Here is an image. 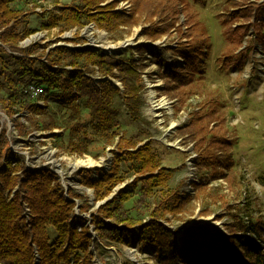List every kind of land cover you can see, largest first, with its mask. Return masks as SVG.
<instances>
[{"label": "trees", "instance_id": "trees-1", "mask_svg": "<svg viewBox=\"0 0 264 264\" xmlns=\"http://www.w3.org/2000/svg\"><path fill=\"white\" fill-rule=\"evenodd\" d=\"M44 1L55 5L39 13L34 10L38 6L34 0H0V94L7 93L5 100L0 97V106L9 118L28 111L33 116L30 123L33 130L50 132L55 121L30 96L31 88L41 87L46 101H56L72 112L70 136L81 133L83 126L78 120L85 111L94 137L114 148L107 171L95 170L98 174L95 179L92 170L81 172V185L93 191L96 202H102L91 217L97 237L104 242L111 239L122 243L132 237L131 229L139 227V243L154 251L158 264H264V217L247 226L225 225L226 232L207 225L191 226L186 236L164 225L168 219L178 220L186 214L193 197L179 189L168 190L174 172L162 167L150 143L138 146L135 140L119 135V112L113 106V100L121 97L130 118L140 120L145 102L141 60L144 54L153 53L152 48L140 44L107 55L94 48L58 46L44 52L42 57L35 56L36 44L20 48L24 40L36 33L28 26L31 15L39 18L41 31L56 29L58 35L93 24L114 40L124 39L135 27H140L141 36L152 43L174 37V46L168 50L181 64L173 63L165 71L159 69L162 89L158 91L173 101L172 109L178 114L194 95L196 82L202 77L199 67L210 48L206 28L189 9L191 0H124L130 3L129 11L118 9L123 0H71L66 6H58V0ZM220 19L229 47L236 51L241 48L238 53L225 56V66H236L240 71L250 42L264 50V0L232 4ZM248 33L253 34V40L248 41ZM154 61L161 66L159 60ZM92 74L104 79L97 81ZM112 80L118 81L120 87ZM220 109L217 103L206 105L192 114L186 126L178 129L186 144H193L197 154L194 166L207 182L226 179L234 168L236 141L229 135ZM43 117L47 122L39 120ZM15 128L19 135L25 134L24 125L17 123ZM9 145L3 131L0 134V264H90L87 221L77 219V225L71 221L73 200L79 196L68 191L66 197L50 170H29ZM66 150L70 155L83 156L87 146L84 140L74 138ZM123 164L134 177L131 190L119 189L105 201L126 180ZM193 183L194 191L202 186ZM133 191L140 193L141 202L155 192L164 191V195L152 207L145 206L146 217L132 219L123 206L132 200ZM81 211L87 212L88 207L82 206Z\"/></svg>", "mask_w": 264, "mask_h": 264}, {"label": "rangeland", "instance_id": "rangeland-1", "mask_svg": "<svg viewBox=\"0 0 264 264\" xmlns=\"http://www.w3.org/2000/svg\"><path fill=\"white\" fill-rule=\"evenodd\" d=\"M252 0H191L189 9L196 19L206 28L210 40L207 56L200 65L202 77L196 82L194 95L178 113L172 109L173 101L160 95L162 82L158 79V71H165L173 63L181 64V60L172 57L168 48L174 46V37L163 38L156 42L144 39L140 27H135L129 35L122 40H114L104 30L96 29L93 25L77 30L72 29L58 35L57 30L50 32L41 31L40 20L36 15L28 18V26L36 31L30 38L20 44V48L38 45L35 56L42 57L54 47L67 46L69 49L94 48L97 52L107 55H116L125 51L128 46L136 47L146 44L152 48L153 53H146L141 60L142 79L145 84L144 99L141 106V118L134 121L130 118L121 97L113 100L114 108L118 109V132L125 139H133L141 146L150 143L160 157L162 167L172 170L174 176L168 184V190L179 189L185 195L190 194L193 201L188 212L178 220L164 222V225L177 230L178 235L186 236V231L191 226L207 225L226 232L225 225L233 226L254 224L264 217V50L261 45L250 42V49L246 54V61L239 71L236 66H225V56L231 55L236 50L229 47L223 34L220 16L227 13L232 4H243ZM53 8L51 1L47 2L46 9ZM119 10L129 11L130 3L121 1ZM183 20V16H180ZM248 41L254 39L248 33ZM245 38V39H246ZM246 45V42L245 44ZM241 50L238 49L235 53ZM136 59L139 56L135 54ZM159 60L161 66L154 61ZM95 80H103L97 74H92ZM112 83L120 87L116 80ZM2 99L7 98V93L0 94ZM166 102L165 108H159L161 100ZM47 110L48 118L55 121L52 131L33 130L30 126L32 115L28 111L19 112L9 118L0 106V134L5 131L9 141L10 150L20 155L25 166L33 171L46 168L50 170L67 192L79 196L74 199L75 208L72 223L77 225V219L87 221L91 237L90 264H157L154 251L139 243L138 228L130 239L122 243L107 239L101 241L91 225V217L102 202H96L93 191L81 185L82 170H92L93 178L98 174L95 170L107 171L112 164V146L94 137L90 131L87 112L82 111L78 120L83 128L81 133L69 135L72 125V112L57 103L40 98L33 100ZM32 101V102H33ZM217 103L224 114L225 127L231 138L236 141L233 147L234 168L226 179L217 182H207L203 175L197 173L193 144H186L178 129L186 126L193 113L209 104ZM38 120L37 118L34 119ZM45 120L47 118H41ZM33 121V120H32ZM40 122V121H39ZM75 120L73 123L75 124ZM24 125V135H19L16 124ZM84 140L87 152L83 156L70 155L66 146L70 139ZM196 155L193 160L191 156ZM191 163V164H190ZM126 176L124 183L114 189L105 201L110 200L119 189L131 190L134 179L125 165L121 166ZM195 184L202 186L195 189ZM132 200L126 203L123 209L132 219H141L147 212L146 205L152 207L164 195L155 192L149 199L141 202L140 193L133 191ZM88 207L87 212H82L81 207ZM146 217V216H145ZM107 224H109L107 222ZM110 226V224H109ZM236 226V225H235ZM108 227V226H106ZM51 238L54 236L52 229L49 231Z\"/></svg>", "mask_w": 264, "mask_h": 264}, {"label": "built area", "instance_id": "built-area-1", "mask_svg": "<svg viewBox=\"0 0 264 264\" xmlns=\"http://www.w3.org/2000/svg\"><path fill=\"white\" fill-rule=\"evenodd\" d=\"M47 2H49V1H47ZM47 2H45L44 0H34V4H38V6L34 9L35 10V12H41L43 9H46L45 7H44V5H46L47 4ZM48 6V5H47ZM49 7V6H48ZM90 25H93V24H90ZM90 25H88V26H90ZM88 26H86V27H88ZM94 27H95V25H93ZM85 28V27H84ZM96 28V27H95ZM83 29V28H82ZM97 29V28H96ZM30 96H31V98L32 99H35L36 101H38L40 98H43L44 96H45V93H44V91H43V89L41 88V87H34V88H31L30 89ZM49 101H51L50 99H48V102ZM38 105L40 106V104L38 103ZM15 153V152H14ZM195 156L196 155H193V156H191V161H192V165H193V160H194V158H195ZM191 164V163H190ZM169 228V227H168ZM171 229V228H170ZM173 230V229H172ZM181 230H183L184 231V228H180V229H178L177 228V230L176 231H181ZM158 264V263H157Z\"/></svg>", "mask_w": 264, "mask_h": 264}, {"label": "crops", "instance_id": "crops-1", "mask_svg": "<svg viewBox=\"0 0 264 264\" xmlns=\"http://www.w3.org/2000/svg\"><path fill=\"white\" fill-rule=\"evenodd\" d=\"M71 2V0H58L57 4L58 6H66V5H69ZM55 4H53V7H54ZM50 8V6H49Z\"/></svg>", "mask_w": 264, "mask_h": 264}, {"label": "bare ground", "instance_id": "bare-ground-1", "mask_svg": "<svg viewBox=\"0 0 264 264\" xmlns=\"http://www.w3.org/2000/svg\"><path fill=\"white\" fill-rule=\"evenodd\" d=\"M166 105H167V104H166L165 100L162 99V100H161V103H160V105H159V108H165Z\"/></svg>", "mask_w": 264, "mask_h": 264}]
</instances>
